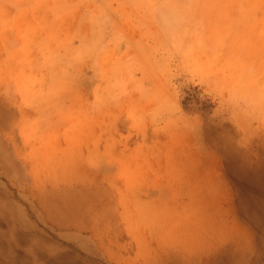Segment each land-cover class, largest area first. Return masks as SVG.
<instances>
[{
	"label": "rangeland",
	"instance_id": "rangeland-1",
	"mask_svg": "<svg viewBox=\"0 0 264 264\" xmlns=\"http://www.w3.org/2000/svg\"><path fill=\"white\" fill-rule=\"evenodd\" d=\"M74 1L55 119L0 95V264H264V0Z\"/></svg>",
	"mask_w": 264,
	"mask_h": 264
},
{
	"label": "crops",
	"instance_id": "crops-1",
	"mask_svg": "<svg viewBox=\"0 0 264 264\" xmlns=\"http://www.w3.org/2000/svg\"><path fill=\"white\" fill-rule=\"evenodd\" d=\"M74 5V0H0V95L6 103L18 105L20 116L24 109L27 114L36 113L43 117L44 111L48 110L50 116L46 118L55 119L53 109L59 108L60 93L67 92L61 87L60 72L67 69L70 72L77 61L70 57L62 62L54 61L58 49L54 42L57 35L36 29L54 20L62 8ZM84 61L79 60V64ZM89 62L85 61L84 70ZM81 84L83 97H86L90 85ZM79 103L87 105L85 101ZM58 124L55 122L53 127L59 128ZM89 142L94 143L93 150L97 151L96 142ZM75 147L82 151L80 146ZM87 150L91 152L92 149ZM81 160L85 161L84 155Z\"/></svg>",
	"mask_w": 264,
	"mask_h": 264
},
{
	"label": "bare ground",
	"instance_id": "bare-ground-1",
	"mask_svg": "<svg viewBox=\"0 0 264 264\" xmlns=\"http://www.w3.org/2000/svg\"><path fill=\"white\" fill-rule=\"evenodd\" d=\"M40 49V48H39ZM38 50V49H37ZM35 52V51H34ZM44 52V51H43ZM42 55H44L43 53H42ZM37 58V57H36ZM13 60V59H12ZM2 63V62H1ZM15 64V63H14ZM1 65V64H0ZM3 65V64H2ZM19 67V66H18ZM2 68V67H1ZM2 147V146H1ZM3 148V147H2ZM3 150V149H2ZM4 151V150H3ZM1 153H2V151H1ZM0 153V154H1ZM2 156V155H1ZM4 156H6V155H4ZM47 157V156H46ZM3 161V160H2ZM46 161H47V159H46ZM4 162V161H3ZM44 162V161H43ZM8 165H10V164H8ZM12 167H14V166H12ZM2 168H4V167H2ZM5 168H7V166L5 167ZM14 168H16V167H14ZM9 169V168H8ZM8 169H7V172H8ZM6 170V169H5ZM11 170V169H10ZM85 172H86V170H85ZM88 173V172H87ZM90 173V172H89ZM83 174V173H82ZM92 174V173H91ZM95 174V173H94ZM90 175V174H89ZM87 176H88V174H87ZM178 176V175H177ZM88 179V178H87ZM91 179H92V177H91ZM90 179V180H91ZM45 180V179H44ZM47 180V179H46ZM85 180V179H84ZM66 182H70V181H68V180H65ZM89 181V180H88ZM49 182V181H48ZM186 182V181H185ZM184 182V183H185ZM78 184V183H77ZM186 184H188V183H186ZM174 185V184H173ZM177 185V184H176ZM57 186V188H59V189H62L63 191H65V190H67L68 192L70 191V190H68V189H71V187L68 185L67 186V184L65 183V182H63V184H57L56 185ZM179 187V186H178ZM176 188V187H175ZM181 189H182V191H183V195L185 196V190L182 188V187H180ZM50 189V188H49ZM170 190V189H169ZM66 191V192H67ZM168 191V190H167ZM172 191H173V189H172ZM47 192V191H46ZM54 193V192H53ZM99 194V193H98ZM176 194H177V192H176ZM175 194V195H176ZM180 194V193H179ZM124 195H126V194H124ZM139 195V194H138ZM169 196V195H168ZM191 196V195H190ZM136 197V196H135ZM149 197V196H148ZM178 197V196H177ZM191 198H192V196H191ZM125 199V198H124ZM132 199V198H131ZM136 199V198H135ZM169 199V201H170V198H168ZM178 199V198H177ZM3 201V200H2ZM127 201V200H126ZM1 202V201H0ZM15 202V201H14ZM199 202V201H198ZM76 203V202H75ZM136 203V202H135ZM134 203V204H135ZM139 203H141V202H139ZM144 203V202H143ZM189 203V202H188ZM167 204V203H166ZM1 205V204H0ZM136 205V204H135ZM139 204H137V206H138ZM64 206V205H63ZM65 207V206H64ZM91 207H93V205H91ZM131 207V206H130ZM132 208V207H131ZM137 208V207H136ZM135 208V209H136ZM141 208V207H140ZM143 208V207H142ZM133 209V208H132ZM181 210V209H180ZM3 211V209L1 208V206H0V213ZM91 211V210H90ZM101 211H102V209H101ZM142 211V210H141ZM135 212V211H134ZM114 214V213H113ZM87 215V214H86ZM177 215V214H176ZM182 215V214H181ZM208 215V214H207ZM86 217V216H85ZM128 217V216H127ZM138 217H140V216H138ZM204 218V217H203ZM203 218H202V220H203ZM89 219V218H88ZM93 220V219H92ZM187 220V219H186ZM207 220V219H206ZM66 221V220H65ZM88 221V220H87ZM86 221V222H87ZM178 221V220H177ZM184 221H185V219H184ZM190 221V220H189ZM252 221V220H251ZM192 222V221H191ZM65 223V222H64ZM63 223V224H64ZM101 223V222H100ZM187 223V222H186ZM190 223V222H189ZM71 224V223H70ZM102 224V223H101ZM100 224V225H101ZM130 224V223H129ZM176 224V223H175ZM208 224V223H207ZM135 225V224H134ZM132 226V225H131ZM136 226V225H135ZM178 226V225H177ZM189 226V225H188ZM187 226V227H188ZM70 227V226H69ZM141 228V227H140ZM191 228V227H190ZM199 228V227H198ZM143 229H144V227H143ZM177 229V228H176ZM200 229V228H199ZM140 230V229H139ZM172 230V229H171ZM175 230V229H174ZM186 230V229H185ZM141 231V230H140ZM139 231V232H140ZM113 232V231H112ZM185 232V231H184ZM136 234V233H135ZM139 234V233H138ZM201 234H202V232H201ZM137 235V234H136ZM140 235V234H139ZM138 235V236H139ZM3 237V239L5 240V241H9V240H11L12 239V235H11V230H9V233L8 234H5L4 236H2ZM182 237V236H181ZM141 238V237H140ZM148 238V237H147ZM35 239H37V238H35ZM165 239V238H164ZM139 241V240H138ZM48 244V243H47ZM42 245H44L43 243H42ZM52 246V245H51ZM146 246V245H145ZM54 247V246H53ZM141 248H142V246H141ZM50 249V248H49ZM59 249V248H58ZM140 249V248H139ZM178 249V248H177ZM137 250V249H136ZM141 251V250H140ZM145 251V250H144ZM63 252V251H62ZM68 252V251H67ZM163 255V254H162ZM184 256V255H183ZM187 258V257H186ZM189 260V259H188ZM164 261V257H162L161 255H160V253H158V254H156V253H154V252H152V251H149L148 253H146V254H144L143 255V257H141V261H139V263L138 264H159L160 262H163ZM186 261V260H185ZM59 262V261H58ZM184 262V261H183ZM9 263V262H8Z\"/></svg>",
	"mask_w": 264,
	"mask_h": 264
}]
</instances>
